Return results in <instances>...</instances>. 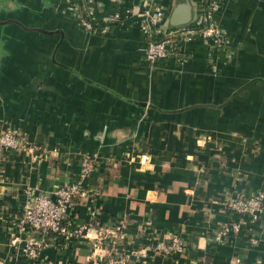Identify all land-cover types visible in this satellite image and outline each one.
Segmentation results:
<instances>
[{"label":"crops","instance_id":"obj_1","mask_svg":"<svg viewBox=\"0 0 264 264\" xmlns=\"http://www.w3.org/2000/svg\"><path fill=\"white\" fill-rule=\"evenodd\" d=\"M155 1L166 16L189 1L195 24L202 17L200 0ZM141 3L97 0L108 28L87 32L70 0H0V19L62 32L0 26V129L25 132L34 147L0 150V264L26 262L10 234L28 192L55 196L81 177L84 155L94 158L84 183L95 196L78 200L70 228L122 225L126 237L111 250L127 264H264V235L250 223L210 240L242 219L230 199L264 191V0H219L213 20L229 45L196 38L155 65L142 59L131 22ZM175 235L185 250L155 249ZM104 255L95 239L76 236H51L42 253L52 264Z\"/></svg>","mask_w":264,"mask_h":264},{"label":"built area","instance_id":"obj_2","mask_svg":"<svg viewBox=\"0 0 264 264\" xmlns=\"http://www.w3.org/2000/svg\"><path fill=\"white\" fill-rule=\"evenodd\" d=\"M97 0H70V10L78 15L79 24L88 32L99 29L103 23L104 29L108 28L107 22L99 23L95 17L94 3ZM219 0H200L198 8L202 17L193 26H183L178 29H167L162 27L165 14L163 9L156 4L155 0H142L138 5L139 10L133 17V24H137L145 34V57L150 62H158L166 58L174 49L182 45V42L190 41L198 34L204 37L221 34L213 20V13L218 8ZM111 19L121 20L117 13ZM156 36H163L161 39ZM222 41V40H221ZM223 42V41H222ZM221 42V43H222ZM219 45V44H218ZM33 147L25 132L16 128L5 126L0 129V150H16L26 152ZM83 173L81 177L72 183L60 187L55 196L47 193L28 192L27 201L15 226L12 227L10 242L16 244L22 242V255L26 259L24 264H52L43 257V250L49 245L51 236L63 237L66 241L73 237L95 239L100 248L105 249V255L96 259L95 264H127L129 255H115L112 253L113 246L126 237L125 228L122 225L95 226L89 224L79 229H71L72 215L78 206V200L87 197L93 199L95 196L92 189L85 185L84 180L95 168L94 158L90 155L81 157ZM229 210L242 216L241 220H232L214 232L210 240L221 242L225 236L240 233L244 223H250L249 231L256 226L264 235V191L247 196L237 193L227 202ZM95 214V211H93ZM243 218L246 221H243ZM96 233L91 237V233ZM251 233V231H250ZM253 234V233H252ZM252 243H257L258 237L250 238ZM103 244H105L103 246ZM187 244L179 236L175 235L170 241H160L155 245L157 251L170 253L185 250Z\"/></svg>","mask_w":264,"mask_h":264},{"label":"water","instance_id":"obj_3","mask_svg":"<svg viewBox=\"0 0 264 264\" xmlns=\"http://www.w3.org/2000/svg\"><path fill=\"white\" fill-rule=\"evenodd\" d=\"M195 16L196 15H193L192 6L189 1L180 2L179 4H177V6H175L171 10V12L167 16L165 15V18L163 19V22H162V27L167 28V29H174V28L182 27V26H191L195 24V20H196ZM9 24H18L19 26H21L27 31H41L46 34H53V33L62 34L60 30L48 31L43 28L28 27L24 25L22 22L15 20L13 18L0 19V26L4 27L5 25H9ZM61 41L62 39L58 42V44L55 47L53 58H55V52L58 49L59 45L61 44ZM137 104L141 106H148V107H152L158 110H162L161 108H159L153 103L137 102Z\"/></svg>","mask_w":264,"mask_h":264},{"label":"rangeland","instance_id":"obj_4","mask_svg":"<svg viewBox=\"0 0 264 264\" xmlns=\"http://www.w3.org/2000/svg\"><path fill=\"white\" fill-rule=\"evenodd\" d=\"M215 22V21H214ZM78 23H80V22H78ZM137 25V24H136ZM215 25L217 26V29L218 30H220V29H222V27H220L218 24H216V22H215ZM81 26V25H80ZM137 27H138V29L140 30L141 28L137 25ZM141 31V30H140ZM221 32V34H219V33H217L215 36H210V37H204V35H201V34H198V36H196V37H194V39H201L203 42H204V44H206V45H208L210 48H220V49H222V47L223 46H227V45H229V42H228V37H227V35H226V30L225 29H222V30H220ZM88 32V31H87ZM141 33H142V35H143V43H139V45H138V47H139V49L138 50H140V53H141V57H142V59H144L145 61H147V62H149V64H151V65H155V64H157V62H154V63H152V62H150L149 61V59H147L146 57H145V55H146V51H145V45H144V40L146 39L145 38V34L141 31ZM193 40V39H192ZM223 42H222V41ZM185 42H187V41H185ZM222 42V43H221ZM219 44V45H218Z\"/></svg>","mask_w":264,"mask_h":264},{"label":"trees","instance_id":"obj_5","mask_svg":"<svg viewBox=\"0 0 264 264\" xmlns=\"http://www.w3.org/2000/svg\"><path fill=\"white\" fill-rule=\"evenodd\" d=\"M156 38H159V37L156 36Z\"/></svg>","mask_w":264,"mask_h":264}]
</instances>
